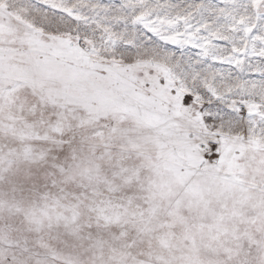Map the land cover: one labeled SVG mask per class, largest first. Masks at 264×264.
I'll return each mask as SVG.
<instances>
[{
	"label": "snow or ice",
	"instance_id": "1",
	"mask_svg": "<svg viewBox=\"0 0 264 264\" xmlns=\"http://www.w3.org/2000/svg\"><path fill=\"white\" fill-rule=\"evenodd\" d=\"M0 264H264V0H0Z\"/></svg>",
	"mask_w": 264,
	"mask_h": 264
}]
</instances>
